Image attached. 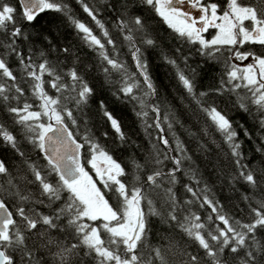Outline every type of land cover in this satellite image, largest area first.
I'll return each instance as SVG.
<instances>
[{
	"label": "snow or ice",
	"instance_id": "1",
	"mask_svg": "<svg viewBox=\"0 0 264 264\" xmlns=\"http://www.w3.org/2000/svg\"><path fill=\"white\" fill-rule=\"evenodd\" d=\"M18 8L0 0V264H264V0ZM45 11L61 14L94 65L53 30L26 31ZM149 52L169 67L166 86ZM201 61L222 71L197 90ZM93 69L146 144L104 99L92 112ZM237 112L255 122L251 155Z\"/></svg>",
	"mask_w": 264,
	"mask_h": 264
},
{
	"label": "trees",
	"instance_id": "2",
	"mask_svg": "<svg viewBox=\"0 0 264 264\" xmlns=\"http://www.w3.org/2000/svg\"><path fill=\"white\" fill-rule=\"evenodd\" d=\"M12 3L14 6L17 7V12L19 14V8H18V1L12 0ZM51 29L53 30V35L56 37V42H59L60 40L64 41L65 43H68L71 41L74 45H76L80 50L77 52V54L80 56L82 60H86L93 65L95 64V60L93 59L94 53H92L89 49L79 44V41L73 34L72 29L66 24V22L63 20V17L59 13L51 12V11H45L41 14H39V20L37 22V27L35 28H28L26 31H28L33 36L35 35V32L38 30H47ZM56 29H59V32L56 31ZM164 46H168V41L165 39ZM75 50V49H74ZM149 62H150V74L154 78V82L157 83L158 86H166L169 83V67L166 66L162 60L159 59V53L156 52L155 54L153 52L147 53ZM201 64L203 65L202 70H200L199 76L197 77V90H201L204 87L213 86L216 84L217 79L219 78V75L222 71L221 67L215 63H205L201 61ZM15 70V69H14ZM89 83L91 86L96 90V94L91 98L90 101V109L93 113H96V108L98 107V102L100 99H104L107 102V106L110 110H114L115 114L121 117L125 124V131H128L130 129L135 128V131L131 133L137 140H143L144 143H147V140L145 139L146 133L144 131H141L139 129L138 123L136 121L135 115L132 113L130 106H123L115 102V98L111 96L110 89L104 84V77L102 73L96 72L95 69H93V76L89 79ZM233 119L235 121H238L240 124L244 125L246 128H248L251 131V135L253 139H244L243 142V149L245 154L251 155L255 152V148L258 146V134L256 132V129L254 127V120L248 116L247 113L243 112H237ZM97 122L103 123L102 120L99 119V116L97 114ZM164 131L167 132V127H164ZM139 133V135H137ZM178 135L181 136V139L188 143L189 148H194V145L189 142L188 137L178 132ZM242 135V134H241ZM171 139V137H169ZM103 142V140H102ZM119 155V154H118ZM194 159L197 160L200 164L205 165L204 167H201V172L203 173L204 177L207 179L210 175L211 166L207 164V162L204 160L202 156L196 155L193 153ZM181 179H183V176L181 175ZM176 189L178 191V194H182L183 190L181 186L178 184L176 186ZM215 192L218 194V198L223 200L228 193H220L219 187L215 189ZM239 214V211L237 210V215ZM157 227H162L159 225V222H156ZM152 237H156V231L154 230L152 233Z\"/></svg>",
	"mask_w": 264,
	"mask_h": 264
},
{
	"label": "flooded vegetation",
	"instance_id": "3",
	"mask_svg": "<svg viewBox=\"0 0 264 264\" xmlns=\"http://www.w3.org/2000/svg\"><path fill=\"white\" fill-rule=\"evenodd\" d=\"M218 2H222V0H218ZM183 7H184L186 10L191 11L192 14H193V16L196 15V10H195V9H190V8L187 7V5H184ZM209 31L211 32L212 30L210 29ZM206 35H207V34H206ZM249 47H251V46H249ZM234 61H235V60H234ZM245 62H251V61L248 60V61H245ZM245 62L237 61L238 64H243V63H245Z\"/></svg>",
	"mask_w": 264,
	"mask_h": 264
},
{
	"label": "rangeland",
	"instance_id": "4",
	"mask_svg": "<svg viewBox=\"0 0 264 264\" xmlns=\"http://www.w3.org/2000/svg\"><path fill=\"white\" fill-rule=\"evenodd\" d=\"M233 62L237 63V61H233ZM237 64H238V63H237Z\"/></svg>",
	"mask_w": 264,
	"mask_h": 264
},
{
	"label": "water",
	"instance_id": "5",
	"mask_svg": "<svg viewBox=\"0 0 264 264\" xmlns=\"http://www.w3.org/2000/svg\"><path fill=\"white\" fill-rule=\"evenodd\" d=\"M18 1V3H19V0H17Z\"/></svg>",
	"mask_w": 264,
	"mask_h": 264
}]
</instances>
